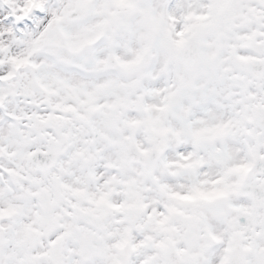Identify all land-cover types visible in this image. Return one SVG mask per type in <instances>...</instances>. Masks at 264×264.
Wrapping results in <instances>:
<instances>
[{"label": "snow or ice", "instance_id": "snow-or-ice-1", "mask_svg": "<svg viewBox=\"0 0 264 264\" xmlns=\"http://www.w3.org/2000/svg\"><path fill=\"white\" fill-rule=\"evenodd\" d=\"M0 264H264V0H0Z\"/></svg>", "mask_w": 264, "mask_h": 264}]
</instances>
